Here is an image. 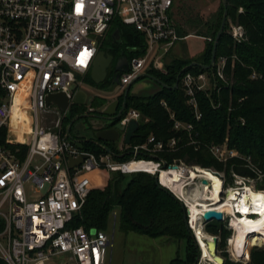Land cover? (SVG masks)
I'll return each instance as SVG.
<instances>
[{
	"label": "built area",
	"instance_id": "2783aa9c",
	"mask_svg": "<svg viewBox=\"0 0 264 264\" xmlns=\"http://www.w3.org/2000/svg\"><path fill=\"white\" fill-rule=\"evenodd\" d=\"M174 2L0 0V258L7 264H68L66 258H70L73 264L110 263L108 249L113 245L112 235L103 230L86 231L83 226L72 225L82 211L91 183L89 175L94 171L105 168L108 172L125 175L145 172L157 176L159 185L170 191L161 184L160 173L173 166L182 169L180 165L184 162L173 160L168 163L159 157V153L176 151L177 141H180L177 136L163 140L150 134L143 143L131 146V143L124 144V132H121L118 152L130 149L132 158L118 162L114 159V151L97 155L79 147L69 134L61 133L63 114L58 108L52 111V103L48 105L46 98L61 92L72 103L101 49L102 43L91 35L106 37L116 21L133 27L144 38V51L127 56V70L120 72L117 82L118 95L122 96L125 89L149 69L166 72L164 57L178 40L188 37L178 34L172 17ZM226 32L235 43L247 38L244 26L229 19ZM127 48L132 53L138 46ZM229 59L234 60L236 56H216L210 70L183 72L179 76L178 83H181L195 119L202 116L196 98L198 92L209 98L213 108L221 107L223 86L234 83L233 74L227 72ZM260 78L262 75L256 71L250 74L251 80ZM161 104L172 121V129L185 131L190 144H194L197 133L193 125L177 120L166 101ZM15 108L28 119L25 142L10 134L11 115ZM118 111L114 124L126 125L134 119L140 123L143 119L135 108L126 109L124 105ZM50 113L57 116L53 125L48 124L47 114ZM19 145L27 147L23 159L19 157ZM209 150L222 162L240 157L237 150L229 149L227 145L212 144ZM80 156L85 157L81 164L70 169L69 159ZM242 159L257 176H264L251 158ZM135 162L153 163V170H130L128 165ZM209 170L220 176L223 188L225 178L221 172ZM235 178V185L243 187L224 189L225 197L232 188H236L241 198L247 191L246 178ZM29 181L35 191L42 194L37 200H30L27 196L25 184ZM172 193L186 207L184 200ZM236 203L233 204L235 214L243 215ZM250 212L251 216L258 214L252 208Z\"/></svg>",
	"mask_w": 264,
	"mask_h": 264
},
{
	"label": "trees",
	"instance_id": "16d2710c",
	"mask_svg": "<svg viewBox=\"0 0 264 264\" xmlns=\"http://www.w3.org/2000/svg\"><path fill=\"white\" fill-rule=\"evenodd\" d=\"M219 5L216 12L208 18L196 17L189 20L190 28L196 30L195 35L203 37L205 42L200 58L194 60L173 58L164 63L166 72L163 73L149 69L147 74L165 85L160 84V89L149 96L132 95L129 92L125 99V108H135L146 118L136 130L131 146L143 143L150 134L163 140L175 135L180 140L177 141L178 149L173 152L159 153L161 159L168 163H172L173 160H182L192 166L224 172L227 183L230 180L231 170L241 175H254L242 159L246 156L251 158L253 164L264 174V0H226V20L242 24L247 38L240 43H235L226 32V22L217 45V56L235 55L236 59H229L227 63V72L233 74L234 83L231 86H223L221 83L223 88L220 108H213L209 98L204 93L198 92L196 98H198L202 116L197 120L186 102L181 83L179 82L178 87L173 88L184 67L194 61L203 65L209 64L215 35L221 26L225 10L222 1ZM116 30H118L119 39L112 35ZM110 31L108 42L111 45L110 52L113 54L119 52L131 57L144 51V38L133 27L116 21ZM178 34L181 37L188 35L181 26H178ZM209 38L211 39L208 40ZM132 45H137L138 49L132 53L127 52V47ZM103 47L101 45V48ZM202 70L205 69L194 66L184 72L197 73ZM252 71L261 74L262 78L251 80ZM85 79L94 85L89 73ZM103 83H110V81L107 78ZM122 98L123 95L121 100ZM162 101H166L168 107L176 114L177 120L193 125L195 134L197 133V139L193 140L194 144H190L191 140H188V134L185 131L176 132L172 129V121L166 109L163 108ZM229 107H231L230 110ZM75 108L73 106L70 108L71 114L74 113ZM242 118L243 123H241ZM225 139L228 148L237 150L240 157H231L227 162H222L210 153L209 147L212 144L222 145ZM81 143L82 148L89 149L97 155L107 151L105 147L90 140L81 141ZM19 147L21 150L19 157L23 159L27 153V147L25 145H19ZM113 151L116 153L114 159L118 162L132 158L130 149L124 152ZM131 177L125 182L126 175L121 172H108L105 168L92 172L89 175L91 183L86 201L80 215L75 217L72 225L83 226L86 231H106L110 219H113V223L118 224L120 230L124 232L139 233L150 238L163 236L185 240L184 259L175 257L169 264H196L199 244L184 222L185 207L172 192L159 186L153 175L135 172L131 174ZM120 183L122 184L118 191L117 186ZM206 230L214 234L217 233L218 228L216 224L209 223ZM223 241L220 247L223 246ZM232 253L235 259L249 256L245 248L241 253ZM0 264L7 263L0 258ZM223 264L238 263L225 260ZM246 264H264V249L254 248Z\"/></svg>",
	"mask_w": 264,
	"mask_h": 264
},
{
	"label": "rangeland",
	"instance_id": "374dc122",
	"mask_svg": "<svg viewBox=\"0 0 264 264\" xmlns=\"http://www.w3.org/2000/svg\"><path fill=\"white\" fill-rule=\"evenodd\" d=\"M220 2L221 0H176L174 2L172 15L175 19V22L179 26H181L188 33V35L191 36L178 40V42H176L175 45L170 49L168 55L164 57V63L178 57L189 58L193 60L200 58L203 53L202 50L204 48L205 42L200 38L201 36L195 35L196 30L190 28L189 20H193L196 17H202L204 19L208 18V16L216 12V10L220 7ZM108 35L110 36L111 32ZM109 36L99 38L96 35H91L94 40H96L98 43H102L101 45L106 48L111 47V45H109L110 43L108 42ZM115 62L116 58L110 67H113ZM83 80L85 81H82L81 87L86 88V84L89 82L85 78H83ZM118 87L119 86L117 84H112V87L108 90L103 91L102 94H109L110 97L114 98L119 97ZM158 88L159 85L156 84L155 81H153L150 77L141 76L140 78L133 81L130 94L136 92L143 96H149L150 94H153L154 91ZM86 92L88 94L87 100L85 101L86 103L84 105L73 103V107H76L74 113L71 114V112L68 111L63 114L62 117L64 119H62L60 124L61 133L64 134L65 131H67L69 128L70 137L75 141H86L88 140V138L92 137L93 132L91 130L90 124L94 120L99 122V120L92 115L99 113L102 109L100 107L99 101H97L99 100L98 97L95 98V102L91 101L93 95H96V93L99 92L96 89L93 90L92 88H87ZM56 108L57 107L54 104L50 105V109L52 111H55ZM90 109H92V111ZM23 115L24 113H22L17 108L14 117V119H16L17 121L15 122L18 123V120H20ZM80 115H87V117H79ZM47 118H49L48 124L53 125L55 120L57 119V116L54 113H50L47 114ZM18 125L21 128V124L18 123ZM120 141L121 140L119 139V141L111 142L109 146L112 148V150L118 151ZM226 142L227 140L225 139L224 142H222V145L228 146ZM76 143L78 146H82L81 142ZM180 166H182L185 170L190 168L192 170L193 167L192 165H189L185 162ZM252 173L254 175H241L231 170L229 176L230 180L226 183L227 176L224 172H221V174L225 178L223 190L229 188L230 186L236 188L243 187V185H235L236 176L246 178L244 182L248 187H251L254 190H259L260 178L264 176H260L259 173V176H257V174H255L254 172ZM197 181H199V179L190 184L191 187L190 185L186 186L187 191L191 192L192 190H194V187H197L198 185ZM121 184L122 183L117 186L118 191ZM25 189L30 200H37L42 196L41 193H37L35 191L34 185L30 181L25 184ZM197 190H200V188H198ZM224 197L225 195L222 194L221 198ZM230 218L231 216L226 218L224 217L221 221L214 219L210 222L203 219L202 222L204 225V231L209 236L218 237V245L215 249V252L222 259V264L225 260L233 261L238 264H246L249 262L250 254L252 250H254V248H256L257 250L264 249V240L260 239L257 236L249 237V240L247 241L244 239H240V241L238 240L236 243L230 246L229 243L231 242L229 239L233 235V231L230 227ZM209 223L211 225L216 224L218 228L217 233L212 234L206 230V226ZM108 224L109 225L105 232L112 235L113 240L112 247L108 249L110 264H169V262L173 258L179 257L180 259H184L186 255L185 240H177L175 238H167L163 236L150 238L139 233L136 234L134 232H124L120 230L118 224L113 223V219H110ZM191 232L192 236H194L192 230ZM222 234L224 235L222 236ZM222 241L223 246L220 247V243H222ZM244 248L245 252L249 256L246 258L235 259L232 252L241 253L242 249ZM197 251L199 255L197 257L196 264H214L212 261H202L200 246H197ZM66 259L68 264H73V261L70 258ZM56 264H58V262H56Z\"/></svg>",
	"mask_w": 264,
	"mask_h": 264
},
{
	"label": "bare ground",
	"instance_id": "6f19581e",
	"mask_svg": "<svg viewBox=\"0 0 264 264\" xmlns=\"http://www.w3.org/2000/svg\"><path fill=\"white\" fill-rule=\"evenodd\" d=\"M14 109L11 115V131L10 134L16 135L18 141L25 142L29 131V123L25 114L22 116L18 123L14 119ZM130 170H153L154 164L146 165L142 162H135L128 165ZM161 184L176 193L182 200H184L186 207L189 210L188 222L190 228L195 235L196 241L200 246L202 261L214 264H222V259L214 251V238L209 236L204 231L203 214L207 211H218L223 214V217L230 218V227L233 235L230 237V246L240 239L249 240V237H259L264 240V177L260 178L259 190H254L251 187L246 188L247 191L243 197L239 196L236 188L229 189L225 198H221L224 190L222 188V179L219 175L211 170L203 169L194 166L187 172L182 168H170L169 170L161 171L160 173ZM199 179L198 185L194 190L187 191L188 185L192 184L195 180ZM205 179L207 184L202 180ZM191 187V185H190ZM193 187V185H192ZM200 188V190H197ZM236 207L243 215L235 214L234 202ZM253 209L255 216H251L250 209ZM249 209V210H247ZM247 210V211H246Z\"/></svg>",
	"mask_w": 264,
	"mask_h": 264
},
{
	"label": "water",
	"instance_id": "95a60500",
	"mask_svg": "<svg viewBox=\"0 0 264 264\" xmlns=\"http://www.w3.org/2000/svg\"><path fill=\"white\" fill-rule=\"evenodd\" d=\"M221 1H222V4L225 5V10L223 13L221 26L215 35L216 37H215V40L212 46V50H211L212 54H211L209 64L203 65L197 61L190 63L187 67H184L181 70V72L178 75L176 84L173 86V88L178 87V84H179L178 81H179L180 74L183 73L188 68H194V66H198L203 69L210 70L217 56V51H216L217 45L221 38V34L224 31V27L226 25V17H227L226 0H221ZM113 36L116 37V39H119L118 30L114 32ZM114 60H115V54H113V52H110L109 48L103 47L97 52L96 57L90 68V78L95 88H97L98 85L101 84L106 79L108 75V68L110 67V65H112ZM127 65H128V59L126 55L121 54L119 57H117L115 65H114V70H116L117 75L112 79L110 88L112 87V84L114 83L117 84V82L119 81L120 72L127 70ZM143 76L150 77L151 79L161 84L162 86L165 85V84H162L160 81H158L155 77L150 76L149 74H144ZM130 88H131V85H129L125 89L123 93V103L118 112H120L122 108L124 107L125 101H126L125 99H126L127 94L130 91ZM87 96L88 94L83 89H78L72 98V103H75L78 105H84L86 103L85 101L87 99ZM46 103L48 105L52 103L55 106H57L61 114H65L66 112L70 111V107L72 105V103L66 98L65 94L61 92L47 96ZM118 104H119V101L114 100L106 104L100 110L99 113L92 115L93 117H96L99 120V122L94 120L90 124L91 130L93 133H92V137L88 138V140L102 147L103 146L101 144L102 142L103 143L104 142H116L119 139L120 133L124 132V138H123L124 144L129 145L131 143V140L136 136V130L138 129L140 123L139 121L134 119V120L129 121L128 124L126 125H123L120 122L114 124L113 121H115L118 118V113L116 114ZM87 115H80L79 117H87ZM76 141L81 142V140H76ZM105 148L107 151H110L109 147L105 146ZM84 158H85L84 156H80L78 158H73V159L70 158L68 162L69 168L71 169L75 165H80ZM173 167L176 168V166H173ZM154 177H156V182L159 185L158 177L157 176H154ZM131 178H132L131 174H127L125 182ZM202 182L204 184H207V181L205 179H203ZM182 205L184 206V204ZM188 216H189V210L187 207H185L184 222H186V225L190 228V222H188L189 221ZM203 219L208 222L214 219L221 221L223 220V214L215 210L207 211L203 214ZM213 238H214L213 246H214V251H215L218 245V237L214 236Z\"/></svg>",
	"mask_w": 264,
	"mask_h": 264
},
{
	"label": "crops",
	"instance_id": "0c3cea01",
	"mask_svg": "<svg viewBox=\"0 0 264 264\" xmlns=\"http://www.w3.org/2000/svg\"><path fill=\"white\" fill-rule=\"evenodd\" d=\"M176 1V0H175ZM172 17H173V15H172ZM173 19H174V17H173ZM174 21H175V19H174ZM226 22H228L227 20H226ZM177 24V23H176ZM178 24H177V28H178ZM111 31L109 30L108 31V33H107V35L106 36H109L108 34L110 33ZM114 34V33H113ZM112 34V35H113ZM186 36H188V37H190L191 35H186ZM194 36V35H193ZM201 39H203V37H200ZM115 55H116V59H117V57H119L121 54H119V52H117V53H114ZM124 55V54H123ZM89 74H90V70H89ZM85 78V77H84ZM106 78H108V77H106ZM109 79V78H108ZM105 80H107V79H105ZM104 80V81H105ZM153 80V79H152ZM82 81H85V80H82ZM103 81V82H104ZM109 81H110V83H101L102 84V86H98L97 88H95V86L94 85H92V84H90V83H87L86 84V88H83V87H81L80 89H83L85 92H86V89L88 88H92L93 90H97L99 93H96V95H93V97H92V99H91V101L92 102H95V98H99V100H97V101H99V104H100V107L101 108H103L106 104H108V103H110V102H112V101H114V100H117V101H119V104H118V108H117V110H116V112L121 108V106H122V103H123V98H122V100H121V96H119V97H116V98H114V97H110L109 96V94L108 95H106V94H102V92L103 91H105V90H108L109 88H110V84H111V80L109 79ZM154 81V80H153ZM155 83L156 84H158L156 81H155ZM159 85V88L158 89H156L154 92H156V91H158L159 89H160V84H158ZM131 87H132V85H131ZM130 90H131V88H130ZM107 92V91H106ZM130 92V91H129ZM87 93V92H86ZM133 94H136V95H140V94H138V93H136V92H133ZM132 94V95H133ZM143 96V95H142ZM88 97V96H87ZM87 100V99H86ZM73 104V103H72ZM73 105H71V107H72ZM70 107V108H71ZM91 111H92V109H90ZM70 112V111H69ZM146 118H144L143 117V119L141 120V122L142 121H144ZM140 122V123H141ZM64 134H70L69 133V128H68V130L67 131H65V133ZM121 137V136H120ZM119 137V139H121ZM119 139L117 140V141H119ZM105 143H107V144H105ZM110 143L111 142H102L101 144L103 145L102 147H109L110 148V150H111V147L109 146L110 145ZM82 144V143H81ZM80 147V146H79ZM81 147H83V146H81ZM111 151H113V150H111ZM119 151V150H118ZM110 264V263H109Z\"/></svg>",
	"mask_w": 264,
	"mask_h": 264
},
{
	"label": "flooded vegetation",
	"instance_id": "af4514ba",
	"mask_svg": "<svg viewBox=\"0 0 264 264\" xmlns=\"http://www.w3.org/2000/svg\"><path fill=\"white\" fill-rule=\"evenodd\" d=\"M115 58H116V55H115ZM115 65V63H114ZM111 66V65H110ZM117 75V72L116 70H114V66L113 67H109L108 68V75L107 77L111 80L112 77H115ZM107 79V78H106ZM112 81V80H111Z\"/></svg>",
	"mask_w": 264,
	"mask_h": 264
}]
</instances>
